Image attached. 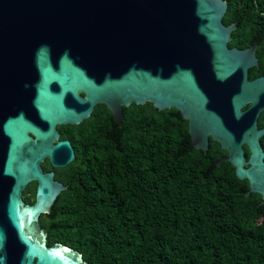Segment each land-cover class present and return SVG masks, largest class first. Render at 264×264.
<instances>
[{
  "label": "water",
  "instance_id": "obj_1",
  "mask_svg": "<svg viewBox=\"0 0 264 264\" xmlns=\"http://www.w3.org/2000/svg\"><path fill=\"white\" fill-rule=\"evenodd\" d=\"M228 7L227 0H0V109H37L49 123L77 126L104 104L117 127L133 104L176 108L192 145L207 153L210 140L218 142L249 182L247 196L261 195L264 205V76L250 79L258 42L229 46L237 24H224ZM31 129L21 115L4 127L12 140L6 174L17 183L0 202V264H88L78 250L49 245L39 222L69 185L37 173L36 204L21 198L31 169L20 149ZM75 160L71 141L62 140L61 168Z\"/></svg>",
  "mask_w": 264,
  "mask_h": 264
},
{
  "label": "trees",
  "instance_id": "obj_2",
  "mask_svg": "<svg viewBox=\"0 0 264 264\" xmlns=\"http://www.w3.org/2000/svg\"><path fill=\"white\" fill-rule=\"evenodd\" d=\"M227 1L224 24H237L229 46L258 42L255 79L264 73V0ZM114 125L99 104L80 125L63 126L77 158L62 168L69 188L59 223L53 212L46 220L49 245L78 250L88 264H264L263 199L247 196L249 182L218 142L196 149L181 113L151 103L124 108Z\"/></svg>",
  "mask_w": 264,
  "mask_h": 264
},
{
  "label": "flooded vegetation",
  "instance_id": "obj_3",
  "mask_svg": "<svg viewBox=\"0 0 264 264\" xmlns=\"http://www.w3.org/2000/svg\"><path fill=\"white\" fill-rule=\"evenodd\" d=\"M261 76H264V73L259 77ZM263 114L260 117H263ZM20 115L24 117L32 128L26 134L29 141L22 145L20 149V161H26L31 169L25 185L20 189L21 198L25 205L33 206L38 200V192L41 184L37 173L39 176L49 179L54 185L61 183L62 168L59 162L60 143L62 140L69 139L65 138V130H63L60 122H47L39 114L37 109H0V202L12 192L13 187L17 183L14 177L6 174L7 159L12 140L6 134L4 127L8 120L15 119ZM113 128H116V125ZM73 133L77 134L76 130H73ZM60 195L59 193L54 199L52 206V218L55 225H57V220L59 219V212H55V209L59 205ZM1 206L0 204V223L2 222ZM50 214H42L39 217L40 225L48 234V238L49 231L45 228V224Z\"/></svg>",
  "mask_w": 264,
  "mask_h": 264
}]
</instances>
